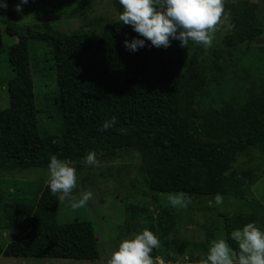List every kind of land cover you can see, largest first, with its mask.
Returning <instances> with one entry per match:
<instances>
[{
    "label": "trees",
    "instance_id": "trees-1",
    "mask_svg": "<svg viewBox=\"0 0 264 264\" xmlns=\"http://www.w3.org/2000/svg\"><path fill=\"white\" fill-rule=\"evenodd\" d=\"M56 1L70 8L69 19L82 20L91 11L76 1L45 3ZM113 5L118 15L123 10L119 0ZM6 14L5 32L16 40L6 44L0 31V56L6 64L0 93L5 105L7 101V107L0 108V177L33 169L48 171L53 155L82 166L89 152L96 154V160L111 161L121 150L135 151L141 161L139 192L148 195L154 206L161 242L151 255L157 260L158 250H164V262L191 250V243L176 237V215L158 205L159 194L185 192L195 200L220 194L245 200L242 183L249 177L241 168L257 157L264 159V84L259 85L257 97L240 107L228 101L218 107H200L201 94L209 93L210 85L222 79V50L210 55L204 46L195 44L185 52L172 53L170 46L156 48L145 41V47L131 52L124 41L143 37L131 26L121 25L118 18L100 29L90 25L86 31L66 35L42 20V31L50 40L40 45L45 53L39 58L36 42L28 41L11 20L21 13ZM229 36L257 39L264 36V27L238 34L232 31ZM45 71L55 74L56 88L49 93L59 116L56 134L40 129L37 117L33 76L40 80ZM112 117L116 123L100 131ZM58 203V194H51L47 182L36 201L5 203L9 242L3 255L97 261L100 254L92 223H59ZM260 207L264 218V202ZM250 208V214L215 212L233 249L238 246L231 233L245 224L253 222L264 231V219L258 222L256 206ZM212 240L211 231L205 245L209 247ZM197 258L191 252L186 256L199 262Z\"/></svg>",
    "mask_w": 264,
    "mask_h": 264
},
{
    "label": "rangeland",
    "instance_id": "rangeland-1",
    "mask_svg": "<svg viewBox=\"0 0 264 264\" xmlns=\"http://www.w3.org/2000/svg\"><path fill=\"white\" fill-rule=\"evenodd\" d=\"M75 1L91 9L87 17L82 20L69 19L70 8L65 4L56 1L47 5L45 0H29L27 4L22 5L21 15L11 18L28 41L31 39L36 42L37 57L42 58V54L45 53L44 47L41 49L40 45L50 40V35L42 31V20L49 21L59 34L66 35L75 31H86L90 25L100 29L110 20L118 18L113 5L115 0H66V4ZM6 2L7 8L0 9V31L4 36V42L10 44L16 39L9 37L5 32L6 12L15 11V6L20 0H6ZM257 26L264 27V0H224V16L220 30L212 46L204 47L210 55L217 49L223 51L220 58L223 67L222 79L210 85L209 93L201 94L200 107L203 109L208 105L218 107L223 101L240 107L258 96L259 85L264 84V36L257 39L250 37L235 39L229 36L232 31L238 34ZM193 45L195 44L190 41L183 48L178 40H172L170 47L171 52L174 53L185 52ZM5 66L4 58L0 56V79L5 76ZM39 78L40 80L33 76L37 117L41 123L39 128L49 134H56L59 128V116L49 93L56 88L55 74L53 71H45L43 75H39ZM3 107H7V101L5 105L4 96L0 93V108ZM140 163L135 151L124 149L111 161L96 160L92 165H70L76 169L77 177L76 188L73 189L72 195L78 199L81 193L92 191L93 199L86 207L75 211L70 206V200L61 202L58 199L57 221L65 223L85 220L92 223L100 254L99 259L93 262L5 257L3 249L9 242V232L5 228L7 220L3 212L4 205L15 200L36 201L48 180V171L33 169L15 177H0V264H104L108 255L116 250L121 240L131 238L145 228L158 237L154 206L148 195L139 192L143 187L140 185L141 176L138 171ZM237 167L240 170L241 167ZM242 172H247L249 177L243 179L245 200L242 201L225 196L223 203L216 205L214 198L209 200L191 198L192 202L183 209L169 205L167 194H159L158 205L173 210L176 215V237L189 241L191 250L177 257L173 256L168 260L169 262H164L162 258L167 253L158 250L155 264H199L195 262L196 260L186 259L188 252L198 256L197 259L200 261L205 258L209 249L205 245L209 232L212 231L213 239H225L222 226L220 227L222 219H218L216 215L218 212L231 215L250 214L252 208L249 207L256 206V211L259 212L256 220L263 222L264 218L259 208L264 202V159L257 157L254 161L245 164L241 168Z\"/></svg>",
    "mask_w": 264,
    "mask_h": 264
},
{
    "label": "clouds",
    "instance_id": "clouds-1",
    "mask_svg": "<svg viewBox=\"0 0 264 264\" xmlns=\"http://www.w3.org/2000/svg\"><path fill=\"white\" fill-rule=\"evenodd\" d=\"M28 2L20 0L14 10L19 14L22 5ZM119 4L123 10L118 14V22L131 26L138 36L143 37L124 41L125 48L131 52L145 47V41L156 48H167L172 40H178L183 48L190 41L209 48L224 16V0H119ZM6 8V0H0V9ZM115 123L116 118L112 117L104 121L99 130L106 131ZM83 162L95 164L96 154L87 153ZM76 180V169L70 166V162L62 161L55 155L50 158L47 187L51 194H58L61 202L70 200L74 211L86 207L93 199L92 191L81 193L78 199L72 195ZM167 201L172 207L183 209L192 202L185 192L169 193ZM214 202L221 205L223 197L216 194ZM209 203L211 205L212 202ZM231 239L237 244V249H233L224 238L213 239L199 264H264V231L253 222L233 231ZM159 247L158 237L145 228L131 238L121 240L104 264H155L151 253Z\"/></svg>",
    "mask_w": 264,
    "mask_h": 264
}]
</instances>
